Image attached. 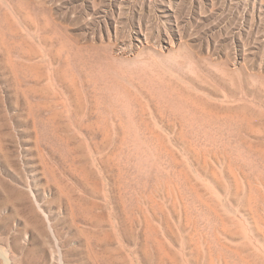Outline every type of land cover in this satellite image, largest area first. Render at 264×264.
<instances>
[{
  "label": "rangeland",
  "instance_id": "374dc122",
  "mask_svg": "<svg viewBox=\"0 0 264 264\" xmlns=\"http://www.w3.org/2000/svg\"><path fill=\"white\" fill-rule=\"evenodd\" d=\"M0 264H264V0H0Z\"/></svg>",
  "mask_w": 264,
  "mask_h": 264
},
{
  "label": "bare ground",
  "instance_id": "6f19581e",
  "mask_svg": "<svg viewBox=\"0 0 264 264\" xmlns=\"http://www.w3.org/2000/svg\"><path fill=\"white\" fill-rule=\"evenodd\" d=\"M224 89H225V88H224ZM128 91H129V90H128ZM134 93H135V92H134ZM128 95H129V94H128ZM138 102H139V101H138ZM162 102H163V101H162ZM152 104H153V103H152ZM166 105H167V104H166ZM199 106H200V105H199ZM202 106H203V105H202ZM205 106H206V104H205ZM200 107H201V106H200ZM217 107H218V106H217ZM208 108H209V107H208ZM219 108H220V107H219ZM209 109H210V111L213 110V109L211 110V108H209ZM201 110H202V109H201ZM206 110H207V109H206ZM219 110H221V109H219ZM210 111H209V112H210ZM213 113H214V112H213ZM221 113H222V112H221ZM223 113H224V112H223ZM227 113H228V112H227ZM254 113H255V112H254ZM258 113H259V112H258ZM258 113H257V114H258ZM208 114H209V113H208ZM213 115H214V114H213ZM259 115H260V114H259ZM220 116H221V115H220ZM225 116H227V115H225ZM164 117H165V116H164ZM228 117H229V116H228ZM215 119H216V118H215ZM222 119H223V118H222ZM249 119H251V118H249ZM248 121H249V120H248ZM215 122H216V120H215ZM217 123H218V122H217ZM252 129L254 130V128H252ZM255 131H256V130H255ZM251 132H252V131H251ZM182 133H183V132H182ZM247 136H248V135H247ZM244 140H245V139H244ZM249 140H250V139H249ZM245 142H246V141H245ZM52 258H53V257H52Z\"/></svg>",
  "mask_w": 264,
  "mask_h": 264
}]
</instances>
